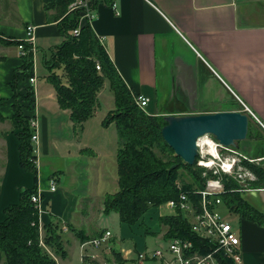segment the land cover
<instances>
[{
  "label": "crops",
  "instance_id": "crops-1",
  "mask_svg": "<svg viewBox=\"0 0 264 264\" xmlns=\"http://www.w3.org/2000/svg\"><path fill=\"white\" fill-rule=\"evenodd\" d=\"M90 2L94 12L91 30L100 39L126 87L132 94L148 98L144 109L148 115L247 113L255 129L248 138L251 142L247 141L242 146L244 149L241 147L243 150L239 147V152L255 159V165L264 167V0ZM53 16L54 12L46 11L41 0H0L3 39H25L26 26L35 27L37 73L42 71L39 62L42 54L63 40ZM0 59V98L6 100L0 109L3 117L0 119V223L5 218L4 209L19 202L20 190L36 185L42 192L40 220L43 227L60 218L61 199L56 193H48L49 189L45 192L41 188L39 156L36 179L19 163L17 130L13 129L9 118L15 103L10 84L22 59L15 44H0ZM37 80L33 88L35 108L31 114L37 119L39 155L50 149L58 150L55 129L59 117L67 121L71 133L64 140L66 146L76 147L79 154L88 150L96 153L77 139L74 132H82V128L73 125L69 112L56 104L52 87L38 86ZM25 85L26 82L18 81L16 91L22 92ZM245 106L253 115L243 111ZM115 135L117 137V133ZM262 188H248L241 191V197L263 214L264 196L258 192ZM68 213L71 222L64 217L59 221L79 232L81 244V239L88 236L86 231L92 228L83 223L81 215L85 212L77 216L76 225L72 218L76 212L71 209ZM234 230L241 242V264H264V226L239 217ZM99 233L95 232L91 238ZM0 264H3L1 253Z\"/></svg>",
  "mask_w": 264,
  "mask_h": 264
},
{
  "label": "trees",
  "instance_id": "trees-1",
  "mask_svg": "<svg viewBox=\"0 0 264 264\" xmlns=\"http://www.w3.org/2000/svg\"><path fill=\"white\" fill-rule=\"evenodd\" d=\"M41 1L46 11L54 12L53 21H58L57 32L63 38L39 58L41 68L47 72L44 74L45 79L55 91L56 104L69 112L73 125L81 126L95 114L99 106L98 96L105 82L113 94L114 109L107 112L102 125L113 123L117 131L115 160L118 191L104 196L105 211L113 210L121 222L133 225L149 209L176 200L181 193L191 194L192 200L196 202L198 196L193 192L204 188L202 170H192L195 164L187 166L181 158L173 155V150L161 135V128L166 124L164 116L148 115L136 105L134 96L137 95L132 94L117 73L99 38L82 17L83 10H70L69 4L73 0ZM77 28L79 34H72V30ZM19 42L6 41L0 35V43L17 46ZM24 48L26 55L21 58L22 65L13 73L10 84L15 103L9 120L13 129L17 130L15 135L18 139L19 163L36 179V166L31 160L34 155L31 141L33 129L30 127V119L33 117L31 112L35 108L34 91L29 82L33 77V62L29 48L26 45ZM97 65L99 71L96 70ZM57 69L62 71V75L56 72ZM18 81L27 83L21 88L22 92L16 91ZM5 103L6 100L0 98V109ZM0 119L3 120L1 113ZM175 164V168L171 169ZM243 164L264 180L262 170L246 162ZM181 169L190 173V184L184 181ZM222 180L225 190L219 194L221 204L227 207L229 213L238 214L240 218L250 219L263 227L264 213H259L242 199L240 185L228 176H223ZM252 184L250 188L263 187L260 183ZM36 192V185L28 190H20L19 202L4 209L5 218L0 223L3 264H57L52 255L39 245L37 210L30 201ZM159 222L165 226V238L178 235L196 242L186 215L181 211L177 210L173 215H162ZM86 239L82 238L81 241ZM42 240L55 257H66L59 220H51L43 226ZM110 254L116 264L126 263L120 252L111 249ZM219 257L222 264H233L223 255Z\"/></svg>",
  "mask_w": 264,
  "mask_h": 264
},
{
  "label": "rangeland",
  "instance_id": "rangeland-1",
  "mask_svg": "<svg viewBox=\"0 0 264 264\" xmlns=\"http://www.w3.org/2000/svg\"><path fill=\"white\" fill-rule=\"evenodd\" d=\"M41 69L42 71L38 72L36 75L38 76V86L48 84L44 76L47 72L43 67ZM56 72L62 75L60 69H57ZM102 88L98 99L99 106L95 114L81 126H77L82 128V132H74L76 133L75 135H77V139L85 143L86 147L93 148L96 153L91 154L90 150H88L79 154L76 147L72 148L70 144L66 146L67 141L64 140L68 139L71 133L68 129L67 121L59 117L55 129V137L58 139L56 148L58 150L50 149L46 154L39 155V152L36 154L37 157L39 156V176L42 179L41 188L45 192H48L49 180L53 179L55 181L56 192L54 190L48 193H56L61 199L59 200L60 204H58L61 207L60 212H58V217L60 218L56 219L60 220L64 217V219L70 221L71 219L68 217L70 213L68 212L72 209L74 213L76 212L72 217L74 219L73 224L76 225L77 223L75 221L77 220V216L85 212V215H81V218L84 219L83 223L85 225H90L92 228L90 232L86 231L89 240L95 232L99 233L106 229L112 233L111 239L106 241L99 248L86 245L81 249L79 248L80 243L77 232L71 231L66 223L60 221L63 246L67 253L66 257L63 259H60L59 256L55 257L57 264H83L80 260L81 255H86L89 258L91 255H95V259H90V261L88 257L85 258L87 262L92 261L95 264H116L110 254L111 249L121 253L122 258L126 261L125 264H136L134 259L137 254H149L153 249L159 246H166L167 244L163 237L166 231L165 226L160 224L159 218L163 214L173 215L170 214L171 210L163 206L151 208L133 225L121 222L115 211H105L103 204L104 196L107 193H115L118 191L115 160L118 148V136L116 137L115 135L117 131H115L113 123L108 125L109 127L102 125L101 121L105 118L104 116L106 113L114 109L113 94L108 88V84L105 82ZM44 97H46V95H44ZM248 127L249 131L245 141L242 140L239 142L240 148L244 146L247 141L248 143L251 142L249 140L251 138L250 134H253L255 128L250 119ZM239 147L237 149L238 151ZM242 148L240 150L244 149ZM255 162L256 161H247L246 163L262 170L264 177L263 165H255ZM246 169L253 175V179L247 180L245 183L236 181L241 187L240 191L250 188L253 186L252 183H260L264 186L263 178L260 179L257 177L248 167H246ZM192 170H196L195 167H192ZM28 173L32 175V173ZM181 173L184 176V181L190 184L192 182L190 173L182 169ZM52 174L55 178L52 177ZM47 202L50 203V199H48ZM75 206L76 210H74ZM91 210H93L92 213ZM217 213L221 214V216L230 223L231 227L234 229L237 227L239 216L229 213L224 204L219 205ZM63 225L66 226V230H63ZM47 252L54 256L50 249Z\"/></svg>",
  "mask_w": 264,
  "mask_h": 264
},
{
  "label": "built area",
  "instance_id": "built-area-1",
  "mask_svg": "<svg viewBox=\"0 0 264 264\" xmlns=\"http://www.w3.org/2000/svg\"><path fill=\"white\" fill-rule=\"evenodd\" d=\"M69 9L83 10L82 17L88 21L89 25L94 19L90 0H73L69 4ZM34 31V26L27 25L25 28L26 38L19 40L20 42L17 45L21 58L26 55L24 45L29 48L28 50L32 54L33 77L29 80L32 90L37 78L36 53L38 52ZM72 34L78 35V28L72 30ZM99 42L101 43L100 39ZM99 69L100 67L97 65L96 70L99 71ZM134 102L144 111L149 101L145 96L137 95L134 96ZM243 109L244 112L246 111L253 115L246 106ZM30 127L33 129L31 141L34 155V158L31 160L37 166V119H30ZM196 143L197 156L194 163L195 168L201 169L202 178H205L204 188L193 192V194L198 196V199L195 202L192 200L191 194L181 193L176 200H169L162 205L171 210L170 214H175L179 210L186 215L189 228L196 236V242L178 235L165 238V231L163 237L167 242L166 246H159L149 254H137L134 259L136 264H222L220 262V255L231 260L233 264H241L242 262L239 236L230 223L221 214L217 213V208L221 204L219 194L225 190L222 180L223 176H228L240 183L253 179V175L246 169L243 162H254L255 159L244 156L237 149L221 145L210 134H205L203 137L198 138ZM48 188L50 191L55 190V181L53 179L49 180ZM36 191L31 196L30 201L37 210L38 234L40 235L39 245L49 251L42 240L43 227L40 215L43 213V206H41L43 199L39 186L36 187ZM63 230H66L65 225H63ZM101 233V235L81 243L80 248L82 249L86 245L99 248L112 237V233L108 230ZM94 256L91 255L89 258L86 255H81L80 260L83 264H93L94 262H87L85 258L88 257L90 261V259H95ZM52 257L54 260L56 259L55 256L52 255Z\"/></svg>",
  "mask_w": 264,
  "mask_h": 264
},
{
  "label": "water",
  "instance_id": "water-1",
  "mask_svg": "<svg viewBox=\"0 0 264 264\" xmlns=\"http://www.w3.org/2000/svg\"><path fill=\"white\" fill-rule=\"evenodd\" d=\"M166 124L161 128L164 142L187 166L195 163L197 139L210 134L225 147L238 149L239 142L246 139L249 131L247 113L231 111L184 115H164ZM176 166L173 165L171 169ZM264 196V188L258 191Z\"/></svg>",
  "mask_w": 264,
  "mask_h": 264
}]
</instances>
